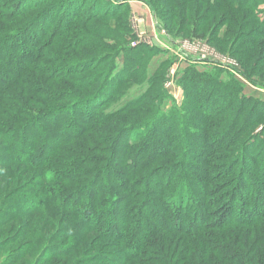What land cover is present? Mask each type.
Masks as SVG:
<instances>
[{"label":"trees","instance_id":"1","mask_svg":"<svg viewBox=\"0 0 264 264\" xmlns=\"http://www.w3.org/2000/svg\"><path fill=\"white\" fill-rule=\"evenodd\" d=\"M144 1L155 14L156 6ZM162 1L170 6L171 14L179 8L165 22L167 28L178 26L182 33L195 16L203 24L229 18L235 28L245 26L239 20L246 13H237L225 0ZM257 5V1L239 2L240 10ZM84 6L82 0H0V141L8 152L0 154V193L11 189L8 179L13 164L40 169L39 180L51 175L46 171L48 166L63 168L54 172L55 181L78 186L62 201L78 220L65 231L97 234L87 255L77 259L78 264H127L128 260L129 264H264V148L246 139L241 154L227 157L216 173L210 163L215 158L214 145L201 142L215 141L218 146L226 141L231 148L254 126V117L264 118L263 100H239L240 83L233 74L222 78V69L202 71L189 65L179 79L185 92L180 108L174 106L170 113L159 110L143 123L126 122L119 116L136 118L130 110L149 113L140 106L154 86L164 91L159 82L166 79L156 69L143 95L107 112L110 103L122 96L119 91L123 83L137 80L155 51L144 45H127L101 73L88 74L89 66L99 64L93 60L64 62L63 67L48 69L50 80L69 79L74 86L91 90L88 96H72L69 92L61 97L51 95L49 100L57 105L41 109L38 114L30 109L20 110L17 119L9 114L12 109L7 101L14 86H23L24 96L15 99L20 103L31 101L32 92L40 93L36 75L40 73V60L47 56L45 48L55 46L49 43L51 38L74 31ZM240 34L243 43L235 52L250 60L255 58L253 68H260L264 76V55L258 43L264 37L263 31L244 30ZM121 57L120 66L117 60ZM99 80L102 83L97 85ZM217 119L222 123H213ZM184 122H197L195 128L203 130V135L188 136L192 128L183 127ZM217 124L222 131L209 139V130L219 127ZM89 131L97 133L90 143L97 157L51 163L59 151ZM135 131L141 134L139 139H133ZM255 141L264 142V137H255ZM229 174L235 176L233 181L217 183ZM29 199L22 197L19 201H24L29 212H39L43 201ZM120 204L123 208L119 210ZM77 248L83 252L80 244H74L73 249L62 246L54 257L71 255ZM98 249L101 252L97 253ZM111 249L120 250L117 259L109 254Z\"/></svg>","mask_w":264,"mask_h":264},{"label":"rangeland","instance_id":"2","mask_svg":"<svg viewBox=\"0 0 264 264\" xmlns=\"http://www.w3.org/2000/svg\"><path fill=\"white\" fill-rule=\"evenodd\" d=\"M82 1L85 3L84 12L81 20L75 24L74 31L69 35L61 36V38H51L49 43H55V46L45 48L47 56H43L40 60V73L36 75L38 82L41 83L40 93L37 91L32 92L31 101L20 103L15 99L16 96H24L21 83L14 86L9 92L11 97L7 103L12 109L9 114L16 117V119L20 117L19 111L22 109H30L35 115L40 113L41 109L57 105L54 101L49 100L52 98L51 95L60 94L58 96L61 97L62 93L67 94L69 92L72 96L74 93L79 97L88 96L91 93V90L88 91L74 86V83H71L69 79L50 80L48 69L63 67L64 62L75 61L77 63L83 60H93L92 62L96 61L99 64L89 66L88 68L91 70L88 71V74L101 73L105 71V67L111 59L116 60L115 55L120 49L127 45L131 47L144 45L154 48L155 51L151 53L145 64L144 72L142 71L139 74V78L123 83L119 91L122 96L110 103L107 112L116 111L133 98L143 95L150 87L151 81L149 78L152 77L156 69L159 68L158 72L161 75L164 74V78L166 75V79L161 81V78L159 82L164 91L161 87L154 86L149 96L140 106V109L149 111L148 114L137 113L135 109L130 110V113L134 116L137 114L136 118L128 115L119 116L123 121L143 123L159 110L170 113L174 106L180 108L185 99V92L179 79L189 65H194L202 71L206 69L213 70L214 68L222 69L224 71L222 78H226L227 73H231L240 83L239 100L241 97H252L264 101V76L261 75L260 68H253L256 62L255 58L250 60L247 56H241L238 52H235L236 49L239 51L238 46L243 43L239 38L242 31L258 29L264 33V25L262 24L264 21V0H247L250 2L257 1L258 5L252 9L244 10L239 8L241 0H225L231 4L232 9L234 8L237 13L241 15L246 13V17H241L239 20L241 24H245L243 27L235 28L229 18L219 23L216 21L203 24L195 16L185 27L184 33L180 32L178 26L173 29L167 28L166 19H169L172 14L175 15L179 8L171 14L170 6L163 5L162 0H157V3L154 0H147L156 6L157 11L154 8L155 14L144 0ZM216 1L211 0L212 3ZM84 39H87V41H81ZM88 42L95 45L80 46L81 43L86 44ZM258 43L259 46L261 45V53L264 55V37L259 39ZM232 45H234L233 49ZM261 53L258 51L259 55ZM49 56L51 59H49ZM51 61L54 62L50 63ZM117 61L121 66L122 57ZM97 66L98 69H96ZM100 83L102 81L97 85ZM25 95L29 96L28 93ZM61 103L66 102L61 101ZM250 106H248V111ZM261 113L262 110L257 115H261ZM254 118L256 120L254 126L248 128L247 134L239 142H236L235 146L234 144L231 145V148H229L230 144L226 146V141H221L223 144L218 146H215L217 144L215 141H201L202 144L208 142L210 145H214L212 154L215 158L213 162L212 160L210 162L214 166L213 172H220L225 161H227V157L239 156L242 145L247 141L251 144L257 142L258 145L264 148V142L255 141V137L259 139L264 137V118L263 116ZM18 121L20 122V120ZM243 121L241 123H244ZM213 123L222 122L217 119L213 120ZM182 125L183 127L191 126L192 130L189 129L188 136L192 133H200L201 135L204 133L203 130L195 128L197 122H192L190 125L184 122ZM240 127L241 125L236 130ZM216 128H218L217 131L214 130ZM219 131H222L220 125L212 128L207 134L208 138H216L220 134H218ZM186 133L184 131L185 137H187ZM96 137L97 133L87 132L84 136L59 151L53 157L51 163H60L66 159L80 161L86 157H97L99 154L93 152L94 146L90 144L91 141H95L93 138ZM139 137H141V134L135 131L133 139H139ZM246 139L247 141H245ZM250 139L251 141H249ZM2 143L0 141V154L6 155L8 152L6 148L2 147ZM11 167H13L11 168L13 172L11 178L8 179L11 189H4L0 193V264H78L77 259L87 255V248L89 249L93 245V239L97 237L95 232L82 235V233L70 234L65 231V228L72 227L73 223L78 220L75 214H72L66 207L64 208L62 201L67 192L78 188V186L72 183L58 184L53 175L55 171L63 168L59 169L56 165H50L46 168V171L50 172L51 175L46 179L42 178V180L38 178L42 173L40 169L37 170L30 166L17 164H13ZM25 171H28L27 175H23ZM19 173L21 174L20 177H18ZM7 176L8 174L5 175V178L9 177ZM233 177L235 176L231 175L223 178L225 180L217 181V183L231 181ZM3 180L6 182V179ZM22 197H29L33 201L42 200L41 207H38L39 212H29L26 209V204L23 203L24 201L22 203L19 201ZM126 197V199L129 198L128 194ZM98 207L101 208V205L98 204ZM120 208H123L121 204L118 206L119 210ZM58 235H63V237L60 239ZM82 237H86V241L80 242ZM74 244L82 245L83 252H79L80 249L77 248L71 255L62 258L54 257L60 247H71L73 249ZM92 248L94 250V246ZM104 250L106 252V249ZM96 252L101 251L98 249ZM117 253H121L120 250L114 249L109 254L117 259L120 256ZM126 263L129 264V260Z\"/></svg>","mask_w":264,"mask_h":264},{"label":"crops","instance_id":"3","mask_svg":"<svg viewBox=\"0 0 264 264\" xmlns=\"http://www.w3.org/2000/svg\"><path fill=\"white\" fill-rule=\"evenodd\" d=\"M138 3H140L139 1H137Z\"/></svg>","mask_w":264,"mask_h":264},{"label":"built area","instance_id":"4","mask_svg":"<svg viewBox=\"0 0 264 264\" xmlns=\"http://www.w3.org/2000/svg\"><path fill=\"white\" fill-rule=\"evenodd\" d=\"M141 41H142V40H141ZM141 41H140V42H141ZM144 42H145V41H144Z\"/></svg>","mask_w":264,"mask_h":264}]
</instances>
